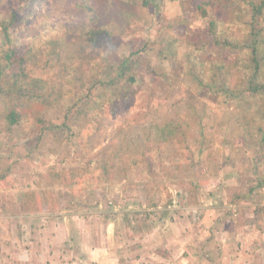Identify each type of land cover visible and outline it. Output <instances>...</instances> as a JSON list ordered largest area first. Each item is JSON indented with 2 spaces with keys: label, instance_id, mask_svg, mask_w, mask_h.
<instances>
[{
  "label": "rangeland",
  "instance_id": "374dc122",
  "mask_svg": "<svg viewBox=\"0 0 264 264\" xmlns=\"http://www.w3.org/2000/svg\"><path fill=\"white\" fill-rule=\"evenodd\" d=\"M136 3L137 19L130 25L125 24L114 4L97 7L91 13L92 24L100 27L113 43L111 60L100 58L91 63L87 57L91 53L89 47L57 46L55 49L61 48L62 54L52 72L54 85L47 88L50 104L0 102V112L15 105L22 114L21 125L14 131L3 129L0 120V174L6 177L0 180V242L12 246L11 220L17 215L45 211L50 219L62 217L69 191L80 184L98 185L102 207H109L114 190L105 183L118 179L121 187L133 185L129 187L132 190L129 198L136 204L141 202L137 208L140 212L132 213L134 216L166 228L170 219L165 211L169 210L192 222L197 235L196 249L203 250L204 259H210L207 238L214 242L226 227L237 226L245 235L248 233L249 239L243 242L245 248L264 254V143L261 141L264 118L256 115L259 108L264 109V94L252 96L248 75L234 63L237 55L243 56L252 45L251 26L244 33L237 29L236 45H232L231 52L223 53L224 68L223 62H209L211 54L203 53L206 40H211L209 23L217 15L207 18L198 15L199 0ZM83 9L74 6L71 0H56L50 10L52 16L47 14L49 17L43 19L57 23L60 14L67 11L86 15ZM227 12L216 11L222 16L219 27L223 30L233 20ZM259 22L255 27L261 30L259 38L263 39L264 49V19ZM59 37H66L67 42L77 40L76 35L66 34L63 28L55 36ZM44 47L48 49L51 45ZM208 49H213L212 44ZM106 62L110 65H105ZM131 77L135 78L134 84ZM200 78L204 79V86ZM79 79L84 83L85 94L89 87L97 92L84 105L74 107L61 94L73 89ZM172 83L178 93L166 98L160 88ZM127 87H135L136 91L131 88L126 101L116 98ZM54 94L60 99H55ZM110 97L115 102L108 101ZM99 102L106 103L103 113L98 112ZM40 118L54 125L64 121L60 136L56 138L52 132L45 131L41 137ZM91 122L97 131L89 138L92 147L90 143V148L85 150L79 139ZM169 122L179 125L182 131H177L174 141L149 152L146 146L153 142L150 140L154 136H147V132L155 130L150 127ZM104 148H107L105 155L112 154V169L107 174L101 167ZM148 154L155 174L149 172L144 161ZM74 170L80 173L79 179L69 184L70 172ZM59 173L65 174L68 183L58 178ZM155 182L164 185V197L155 190L149 195L150 184ZM194 187L195 199L189 189ZM66 188L71 189L65 191ZM106 190H111L108 195ZM64 191L66 195L62 196ZM28 195L34 196L38 205L31 203V206ZM49 226L52 229L51 223ZM186 226L185 222L181 230ZM181 242L187 248L188 241ZM19 245L23 252L25 244ZM237 246L242 245L233 242V247ZM235 253L234 250L232 255ZM233 257L230 264L237 259ZM241 263L253 264L247 260Z\"/></svg>",
  "mask_w": 264,
  "mask_h": 264
},
{
  "label": "trees",
  "instance_id": "16d2710c",
  "mask_svg": "<svg viewBox=\"0 0 264 264\" xmlns=\"http://www.w3.org/2000/svg\"><path fill=\"white\" fill-rule=\"evenodd\" d=\"M56 0H0V102L8 104L10 101L14 102H39L50 104L47 97V88L49 85L53 86L54 81L52 72L58 62V56L62 54V49H55V47L74 46L89 47L91 53L87 55L89 62H94L100 58L111 60L114 56V49H112L113 43L109 39L108 35L100 28L92 24V12L97 7H105L109 4H114L118 7L120 16L126 25H130L133 20L137 19L136 7L137 1L142 2L144 5L149 4L152 0H71L72 4L77 8H84V14H73L72 12H65L61 18H57V23L53 19H43V17L52 16V5ZM200 4L197 8L198 15L203 18L209 16H215L213 21H210V34L211 40H206V47L203 50L204 54H211L212 58H208V61L226 62V57H223V53L227 50L232 51V45L237 42V29L244 33L248 25L251 26V33L254 36L252 45L245 49L244 55H237L238 58L234 62L239 64V67L244 70V73L248 75V86L252 92V96L258 94H264V49L262 47L263 39L259 38L261 30H257L255 25L259 22V19H264V0H199ZM81 6V7H80ZM48 10H45V9ZM83 9V10H84ZM228 10L227 14L233 16V20L228 24L226 29L219 27L222 16L216 13V11ZM49 14V16L47 15ZM87 17V15H89ZM41 15L42 18L38 16ZM48 20V21H47ZM71 20V21H69ZM69 21V22H68ZM44 22V23H43ZM74 25L73 27L71 25ZM61 28L66 34H74L77 36L76 42H67L66 37L55 38L56 34L59 35ZM41 29V31H38ZM46 35V37H44ZM212 44L213 49H208V46ZM50 46L51 48L45 49L44 46ZM239 54V53H238ZM195 64H199L198 61L192 59ZM105 65H110L106 62ZM200 66V64H199ZM109 73V71H108ZM164 77H168V74H163ZM202 86H204V79H199ZM130 82L135 83V78L131 77ZM116 83V81H113ZM162 84V83H160ZM54 88V87H53ZM133 88V92L136 91L135 87L126 88L125 91H119L116 98L121 100H127L130 96L129 90ZM84 83L81 79L76 81L75 87L62 93L66 99L73 102L74 107L84 105V102L88 100L91 94H95L92 87L87 89L88 93H84ZM166 98H172L178 90L172 83L168 87L160 88ZM233 91H235L233 89ZM85 94V95H84ZM153 94H156L154 91ZM237 95L239 93L237 92ZM235 95V96H237ZM55 99H60L58 95H55ZM133 95L131 96V98ZM49 98V99H48ZM52 98V97H51ZM134 99V97H133ZM108 101H114L112 97ZM28 104V103H27ZM106 103L99 102L98 112L103 113ZM110 104V103H107ZM111 105V104H110ZM99 113L96 114L98 116ZM257 117L264 118V109L259 108L256 111ZM0 120L3 122L2 127L7 131H14L21 125L22 114L17 111V107L8 106L5 110L0 112ZM39 124L42 127L41 137L45 131H50L56 138L60 136L62 127L65 126L63 121L60 125L50 124L45 119H38ZM89 123L88 127L83 129V133L79 141L83 149L88 150L90 148V137L93 136L97 127H93ZM154 126V124L152 125ZM154 131L149 130L147 136H154L146 147L148 151H152L153 148L161 146L162 144L169 143L175 140L177 131L181 132L182 128L172 122L165 123L164 125H155ZM261 141L264 143V128L263 137ZM92 147V143H91ZM107 148L101 151V167L107 174L112 169V154L105 155ZM147 155V154H145ZM144 161L149 165L150 173L153 172V160L151 155L148 154L144 158ZM77 173V174H76ZM75 170L70 172L69 184L77 183L80 173ZM4 174H0V180L5 179ZM58 178L64 180L65 174L59 173ZM68 183L66 180H64ZM192 193L193 199L196 198V187L189 188ZM188 189V190H189ZM27 200L34 205H38V200L32 195ZM24 204V203H23ZM32 206V205H31ZM31 206H25L30 208Z\"/></svg>",
  "mask_w": 264,
  "mask_h": 264
},
{
  "label": "crops",
  "instance_id": "0c3cea01",
  "mask_svg": "<svg viewBox=\"0 0 264 264\" xmlns=\"http://www.w3.org/2000/svg\"><path fill=\"white\" fill-rule=\"evenodd\" d=\"M111 181L105 183L114 190L109 207H102L98 185L80 184L74 190L65 189L71 190L62 217L50 219L45 211H42L44 214L17 215L11 220L12 246H3L0 242V264H230L234 255L237 259L231 264H243L245 260L264 264V254L245 248L243 242L249 239L248 233L245 235L239 226L234 230L226 227L225 232L216 235L214 242L207 238L210 259H204L203 250L196 249L197 235L192 222L166 210L165 205L167 219H170L166 228L147 223L132 214L137 215L138 205H141L129 198V187L133 185L121 187L118 179ZM153 190L163 196L164 185L151 183L149 195ZM65 191L62 196L66 195ZM108 191L106 195L111 190ZM185 222L186 229L181 230ZM183 240L188 241L187 248ZM233 242L242 246L235 248ZM19 243L25 244L23 252L20 245L17 246ZM234 250L236 253L232 255Z\"/></svg>",
  "mask_w": 264,
  "mask_h": 264
}]
</instances>
